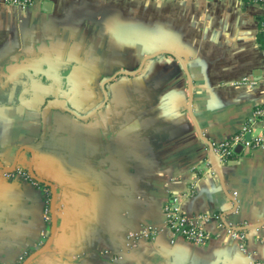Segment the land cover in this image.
<instances>
[{
  "label": "crops",
  "instance_id": "1",
  "mask_svg": "<svg viewBox=\"0 0 264 264\" xmlns=\"http://www.w3.org/2000/svg\"><path fill=\"white\" fill-rule=\"evenodd\" d=\"M262 17L249 0H0V264L51 234L42 189L6 172L28 147L55 227L26 264H264V144L209 161L243 127L264 135ZM174 202L203 243L172 234Z\"/></svg>",
  "mask_w": 264,
  "mask_h": 264
},
{
  "label": "built area",
  "instance_id": "2",
  "mask_svg": "<svg viewBox=\"0 0 264 264\" xmlns=\"http://www.w3.org/2000/svg\"><path fill=\"white\" fill-rule=\"evenodd\" d=\"M7 4L17 5L21 8H26L31 4L32 0H3ZM256 1L264 4V0H249ZM260 36L262 43H264V17H262L260 25ZM254 118L264 120V106L257 107L253 111ZM249 129L243 127V130L238 134H234L225 140L217 142L213 145V152L217 157L218 161L223 164L229 160L230 156L234 152L236 146L241 145L243 147L250 146H261L264 144V135L261 137H255L247 139L245 133ZM17 174H22L20 169H16ZM166 220L171 228L172 234L175 237H181L190 242L203 243L207 238L208 234L199 226L196 222L190 221L184 214L179 210L177 204L172 203L171 205L165 206L164 208ZM218 217V216H217ZM226 235L234 240L241 251L246 250L245 245V233L242 230L234 228L230 223L224 225Z\"/></svg>",
  "mask_w": 264,
  "mask_h": 264
},
{
  "label": "water",
  "instance_id": "3",
  "mask_svg": "<svg viewBox=\"0 0 264 264\" xmlns=\"http://www.w3.org/2000/svg\"><path fill=\"white\" fill-rule=\"evenodd\" d=\"M246 138H247V139H250V134H247V135H246ZM28 149H29V151H30V153H31V164H30V166H29V168H28V171H29L31 177L34 178L35 180H38L39 182H42V183H44V184H47L48 186L51 187V185H50L49 182H47L46 180H43V179L39 178V177L34 173V171H33V169H32V163H33V159H34V149H33V148H29V147H28ZM241 149H242V146H241V145H238V146L235 147L234 151H235V152H240ZM18 153H19V151H18ZM18 153L16 154L15 159H14V161H13V163H12V167L9 168V169H6V172H13L14 170H16V169L18 168V167H16V161H17ZM209 161H210L212 164L216 165V167H217V166H221V165H220L221 163H219L217 157L215 156V154H214V152H213V145H212V144H210ZM0 165H1V164H0ZM222 165H223V164H222ZM52 191H53V189H52ZM50 207H51V221H50V223H51V234L49 235V237H48V239L46 240V242H45V243H44L39 249L33 251L30 255H28V256H27V257L21 262V264H26L31 258H33L34 256H36L37 254H39L40 252H42L47 246H49V244H50V242H51V239H52V238H51V237H52V233H53V230H54V227H55L54 195H53V194H52V198H51V204H50ZM240 230H241V229H240ZM176 238H178V237H176Z\"/></svg>",
  "mask_w": 264,
  "mask_h": 264
},
{
  "label": "flooded vegetation",
  "instance_id": "4",
  "mask_svg": "<svg viewBox=\"0 0 264 264\" xmlns=\"http://www.w3.org/2000/svg\"><path fill=\"white\" fill-rule=\"evenodd\" d=\"M28 150H29V149H28ZM29 153H30V151H29ZM34 155H35V150H34ZM30 156H31V153H30ZM30 158H31V157H30ZM33 161H34V159H33ZM30 164H31V162L29 163L28 166H18V169L21 170V173H22V174H17V173L15 172V170H14L13 172L10 173V176H12V177H17L18 179H21L22 181H26V182L32 183V184H34L36 187L42 189V191H43V200H42V202H43V208H42V211H43V212H42V213H43V217L45 218V221H46L47 223H48V222L50 223V221H51V207H50V204H51L52 194L54 195V199H55V190H54L52 184H51L48 180H46V179L40 177V176L35 172L34 167H33V163H32V169H33L34 173H35L39 178H41V179L46 180L47 182H49L50 185H51V187L48 186L47 184H44V183H42V182H39L38 180H35L34 178L31 177V175H30V173H29V171H28V168H29ZM52 189H53V191H52ZM54 205H55V201H54ZM54 210H55V208H54Z\"/></svg>",
  "mask_w": 264,
  "mask_h": 264
},
{
  "label": "trees",
  "instance_id": "5",
  "mask_svg": "<svg viewBox=\"0 0 264 264\" xmlns=\"http://www.w3.org/2000/svg\"><path fill=\"white\" fill-rule=\"evenodd\" d=\"M233 154V153H232ZM231 157V156H230Z\"/></svg>",
  "mask_w": 264,
  "mask_h": 264
}]
</instances>
